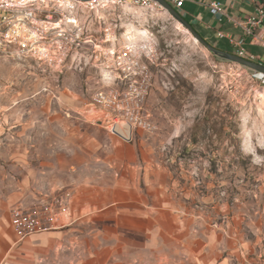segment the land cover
<instances>
[{
  "label": "rangeland",
  "instance_id": "obj_1",
  "mask_svg": "<svg viewBox=\"0 0 264 264\" xmlns=\"http://www.w3.org/2000/svg\"><path fill=\"white\" fill-rule=\"evenodd\" d=\"M60 16L74 40L53 61L0 51V144H28L62 179L93 157L98 171L105 144L133 146L175 204L208 227L235 221L264 264V75L163 7L77 3Z\"/></svg>",
  "mask_w": 264,
  "mask_h": 264
},
{
  "label": "crops",
  "instance_id": "obj_2",
  "mask_svg": "<svg viewBox=\"0 0 264 264\" xmlns=\"http://www.w3.org/2000/svg\"><path fill=\"white\" fill-rule=\"evenodd\" d=\"M177 10L211 44L233 53L243 48L264 64V0H183ZM251 16L261 22L245 35ZM3 147L9 153L0 152V264H258L235 221L208 227L175 204L165 177L151 161L137 160L133 146L105 144L98 171L93 157L85 174L66 171L63 179L47 174L44 155L34 165L28 144ZM67 192L64 209L43 218V228L21 236L12 225L15 207L35 211L42 198Z\"/></svg>",
  "mask_w": 264,
  "mask_h": 264
},
{
  "label": "built area",
  "instance_id": "obj_3",
  "mask_svg": "<svg viewBox=\"0 0 264 264\" xmlns=\"http://www.w3.org/2000/svg\"><path fill=\"white\" fill-rule=\"evenodd\" d=\"M175 9L183 4V0H166ZM77 3L95 11L112 6L134 5L145 8L162 7L156 0H0V51L18 53L41 61L51 62L60 52L74 40L71 34L61 25L62 9L72 8ZM211 10L218 9L214 1L210 2ZM261 17L248 18L245 35L252 34L253 27L260 24ZM222 36V33H218ZM244 37L236 41L241 45ZM237 55L254 60L253 55H246L243 48L236 51ZM99 98H103L100 95ZM58 200L42 198L35 211H27L17 206L11 213V222L21 236L43 228V218H52L58 208L64 209L65 198Z\"/></svg>",
  "mask_w": 264,
  "mask_h": 264
},
{
  "label": "water",
  "instance_id": "obj_4",
  "mask_svg": "<svg viewBox=\"0 0 264 264\" xmlns=\"http://www.w3.org/2000/svg\"><path fill=\"white\" fill-rule=\"evenodd\" d=\"M156 1L159 4H161L163 8H165L167 11H169L170 14L174 18H176L182 25H184L194 35V37L199 42H201L210 52L219 56L222 59L234 62L236 64L243 66V67L252 69L261 75H264V64L259 63V62L254 61V60L247 59L245 57L237 55L236 53L225 51V50H222V49L216 47L215 45H213L209 41H207L194 28V26L177 9H175L170 3H168L166 0H156Z\"/></svg>",
  "mask_w": 264,
  "mask_h": 264
},
{
  "label": "trees",
  "instance_id": "obj_5",
  "mask_svg": "<svg viewBox=\"0 0 264 264\" xmlns=\"http://www.w3.org/2000/svg\"><path fill=\"white\" fill-rule=\"evenodd\" d=\"M243 67V66H242ZM245 69H247V70H250L249 68H246V67H244Z\"/></svg>",
  "mask_w": 264,
  "mask_h": 264
},
{
  "label": "bare ground",
  "instance_id": "obj_6",
  "mask_svg": "<svg viewBox=\"0 0 264 264\" xmlns=\"http://www.w3.org/2000/svg\"><path fill=\"white\" fill-rule=\"evenodd\" d=\"M123 136H125L124 134H122ZM126 137V136H125Z\"/></svg>",
  "mask_w": 264,
  "mask_h": 264
}]
</instances>
